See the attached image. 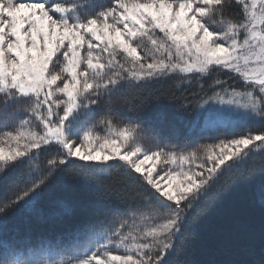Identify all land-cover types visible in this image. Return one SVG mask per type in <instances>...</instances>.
Wrapping results in <instances>:
<instances>
[{"label": "snow or ice", "instance_id": "snow-or-ice-1", "mask_svg": "<svg viewBox=\"0 0 264 264\" xmlns=\"http://www.w3.org/2000/svg\"><path fill=\"white\" fill-rule=\"evenodd\" d=\"M225 72L244 88L201 82ZM177 74V89L194 76L198 92L212 93L202 103L264 129V0H0V185L15 188L0 223L10 209L34 207L69 165L97 184L115 173L124 206L79 233L83 251L45 264H170L191 210L226 172L264 153V130L151 150L137 142L141 125L115 123L122 87ZM0 246V264H41Z\"/></svg>", "mask_w": 264, "mask_h": 264}, {"label": "trees", "instance_id": "trees-1", "mask_svg": "<svg viewBox=\"0 0 264 264\" xmlns=\"http://www.w3.org/2000/svg\"><path fill=\"white\" fill-rule=\"evenodd\" d=\"M97 3L107 5L110 0ZM213 78L244 88L236 74L227 72L201 81L205 88ZM181 79L177 74L140 88L122 87L112 99L115 123L141 125L137 142L151 150L157 145L189 150L217 139L264 130L258 121H240L232 127L207 126L201 118L202 101L207 100L211 91L207 96L198 92L194 76L190 87L177 89ZM15 125L12 122L9 130ZM97 131L104 132L102 127ZM41 159H45L43 154ZM262 165L264 153H257L245 165L220 178L208 197L191 210L177 249L169 257L170 264H264ZM117 178L113 173L112 180L97 184L90 173L85 175L76 165H69L65 174L45 189L34 207L8 210L6 222L0 223V242L14 244L22 253L21 260L32 259L41 264L65 258L75 249L83 251L87 241L79 233L90 223L103 219L114 207L124 206L114 190ZM14 190L13 186L0 185V202Z\"/></svg>", "mask_w": 264, "mask_h": 264}, {"label": "rangeland", "instance_id": "rangeland-1", "mask_svg": "<svg viewBox=\"0 0 264 264\" xmlns=\"http://www.w3.org/2000/svg\"><path fill=\"white\" fill-rule=\"evenodd\" d=\"M225 106L219 105L214 101H210L208 103H203L202 107V121L207 126H215L222 124L225 127H232L235 126L238 122L235 114L232 112L224 111L222 108ZM104 132H101L103 135ZM151 161L147 162L145 167L150 166ZM161 166L157 165V170H159Z\"/></svg>", "mask_w": 264, "mask_h": 264}]
</instances>
